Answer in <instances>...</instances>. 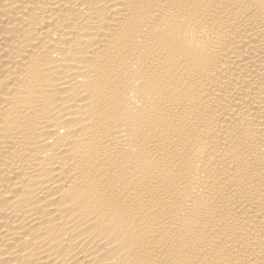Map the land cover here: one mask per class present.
<instances>
[{
	"label": "bare ground",
	"instance_id": "6f19581e",
	"mask_svg": "<svg viewBox=\"0 0 264 264\" xmlns=\"http://www.w3.org/2000/svg\"><path fill=\"white\" fill-rule=\"evenodd\" d=\"M0 264H264V0H0Z\"/></svg>",
	"mask_w": 264,
	"mask_h": 264
}]
</instances>
